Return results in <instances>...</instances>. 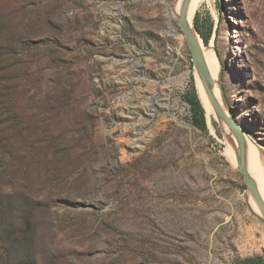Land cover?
<instances>
[{
    "label": "rangeland",
    "instance_id": "rangeland-1",
    "mask_svg": "<svg viewBox=\"0 0 264 264\" xmlns=\"http://www.w3.org/2000/svg\"><path fill=\"white\" fill-rule=\"evenodd\" d=\"M173 2L0 0V38L22 45L0 62V264L264 258L239 152L217 122L192 124L185 98L199 96ZM194 18L221 100L264 164V0H204Z\"/></svg>",
    "mask_w": 264,
    "mask_h": 264
},
{
    "label": "bare ground",
    "instance_id": "bare-ground-1",
    "mask_svg": "<svg viewBox=\"0 0 264 264\" xmlns=\"http://www.w3.org/2000/svg\"><path fill=\"white\" fill-rule=\"evenodd\" d=\"M202 1L204 0H174L172 7L167 6L165 10L166 17L168 18V25L172 34L177 37L176 39L178 47L183 45L184 37L183 34L179 32V30L175 27L174 18H176L182 32L186 34L187 38L191 36L197 48L199 49L201 56L200 61L201 63H203V72L205 73V75H207L209 83L204 80L201 73L199 74L195 69L193 70V72L196 79L197 93L202 103L206 120L210 123L212 121H215L221 128H223L229 144L232 146V148L239 152V154L237 153L236 157L234 158L235 163L238 162L240 154L243 156L246 164V170L256 185L260 201L264 208V178L261 177L262 184L260 185V182L254 174H258V172L252 164L249 155V152H251L257 163L264 170V164L262 163V158L260 157L261 155L259 148L255 147V149L253 150L254 152H252V150H250V147L247 145V141L243 132L241 131L242 136L240 137L242 138V140H240L237 134L228 126L226 121L218 116L219 113L223 117L229 116V110L227 108L225 100L223 98L221 100L220 97L221 69L217 59L215 58L214 60L212 52L205 50L202 42L200 43V38L198 37V35H196L194 29V14L196 12L198 3ZM209 47L211 48V46ZM187 80H189V75L185 74L180 78V81H178L179 85L177 87H182L187 82ZM149 102L152 106L158 107L160 105V102L163 101L160 100V96L155 95L150 98ZM247 202L249 203L252 211L257 216H261V212L258 206L254 201H252V198L249 194L247 197Z\"/></svg>",
    "mask_w": 264,
    "mask_h": 264
},
{
    "label": "trees",
    "instance_id": "trees-1",
    "mask_svg": "<svg viewBox=\"0 0 264 264\" xmlns=\"http://www.w3.org/2000/svg\"><path fill=\"white\" fill-rule=\"evenodd\" d=\"M194 28L195 31L198 33L199 37L201 38L202 42L204 43V45L207 46L209 41V34L205 36L203 33L199 32L196 18H194ZM21 46L22 45L13 43L11 40L9 41L6 40L5 38L2 39L0 38V62L4 58L17 57L18 53H20L19 49L21 48ZM61 101L62 103H65L66 100L64 101L63 99H61ZM185 101L190 106L191 120L193 126L199 131L203 133H207V123H206L205 113L194 89L186 96ZM23 141L25 147L29 146L31 149L36 147L39 142L38 139L31 136H24ZM22 150L24 151V147L20 149L21 152H23ZM236 264H264V258L263 256H256L241 260Z\"/></svg>",
    "mask_w": 264,
    "mask_h": 264
},
{
    "label": "water",
    "instance_id": "water-1",
    "mask_svg": "<svg viewBox=\"0 0 264 264\" xmlns=\"http://www.w3.org/2000/svg\"><path fill=\"white\" fill-rule=\"evenodd\" d=\"M186 41H187L189 49L191 51L194 69L196 70V72L198 71L199 74L201 73V75L204 78V80L209 83L207 75H205V73L203 72V63H201V61H200V57H201L200 56V51L197 48L195 42L193 41V38L190 36V37L187 38ZM218 116L220 118H223L224 121H226V123L228 124V126L237 134L239 139L242 140V138L240 137V136H242L241 129L234 123V121H233V119L231 117V114L229 113L228 117H223L219 113ZM237 170L240 172V174L243 177V180L245 182L248 194L252 198V201H254L256 203V205L258 206V208H259V210L261 212V216H257V220L259 221L260 224H262L264 226V208H263V205H262V203L260 201L256 185H255L254 181L251 179V177L249 176V174H248V172L246 170V164H245V161H244L243 156L241 154H240V156L238 158Z\"/></svg>",
    "mask_w": 264,
    "mask_h": 264
}]
</instances>
